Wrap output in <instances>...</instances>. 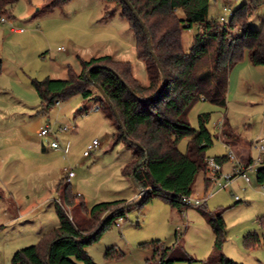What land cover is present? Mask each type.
<instances>
[{
    "label": "rangeland",
    "instance_id": "rangeland-1",
    "mask_svg": "<svg viewBox=\"0 0 264 264\" xmlns=\"http://www.w3.org/2000/svg\"><path fill=\"white\" fill-rule=\"evenodd\" d=\"M248 2L210 0L208 17L217 21L223 17L224 22L221 23H228L230 13ZM45 3L46 0H19L5 23L0 18V84L6 87L3 94L11 104L18 91L27 95L25 104L15 108H26L32 114L29 120L31 135L38 136L40 128L45 126L50 132L58 130L59 125L69 126L71 130L68 132L58 133V140L63 145L68 144L69 151L64 156L61 150L49 146L53 134L43 136V139L45 148L54 156L47 153L44 154L47 158L35 156L29 160L21 155V146L13 136L10 147L6 145L4 148L0 155V194L3 196L0 202V264H11L16 250L36 244L40 233L57 226L54 208L56 202L62 204V188L67 183L64 168L73 171L69 187L74 195L81 196L88 208L99 202L126 199L133 191L130 178L121 172L132 158L133 147L114 140L112 134L116 126L98 91L93 89L89 100L76 95L60 102L59 106L42 110L40 99L31 85L32 78L65 79L68 66L80 72L81 60L103 55L115 61L129 62L134 78L147 85L146 65L136 56L133 32L120 16V6L116 1L71 0L52 11L44 7ZM178 15L183 17L180 11ZM263 21L264 4L253 10L248 24L251 29L259 30ZM16 28L22 31H14ZM195 33L196 27L183 30L185 52L190 51ZM238 33L239 28L236 27L230 31L229 38ZM18 83L23 84L27 91L23 87L19 89ZM263 94L264 66L251 64L245 54L229 72L224 105L219 107L204 101L194 105L188 114L193 128L197 127L200 112H210L207 127L213 135V144L206 151L207 157L228 155V147L220 140V122L227 119L230 126L228 142L235 155L243 162L249 155L254 160L257 158L258 152L252 142L264 136ZM95 105L99 106L98 110L92 109ZM93 139L98 140L99 146L89 156H83V151ZM187 142L185 137L178 143V149L183 153ZM260 158L264 159V153ZM47 161L49 165L44 169L43 164ZM27 163L32 167L26 168L23 164ZM260 166L261 162L256 168ZM231 167L228 161L222 165V170L229 172ZM201 175L195 181L192 196L206 194L202 206L198 209L188 206L183 212H177L160 197H152L140 208L132 206L120 225H116V220L112 222L99 240L86 248L93 261L96 264H146L152 250L139 244L151 240H159L166 247L204 261L213 249L210 226L199 211L204 209L222 215L226 232L222 251L228 253L229 259L242 264H264V224L259 221L264 215V185L256 181V173L247 171L250 184L235 177L227 187L211 195L210 188L204 193ZM10 192L23 205L34 204L36 200L35 209L16 217L15 201ZM45 198L46 202L39 204ZM78 200L72 207L63 205L68 216L77 222L84 216L77 205ZM247 233L259 236V242L252 248L243 245L242 238ZM111 246L116 248L118 257L105 258L104 252ZM157 256L152 259V264L156 263Z\"/></svg>",
    "mask_w": 264,
    "mask_h": 264
},
{
    "label": "trees",
    "instance_id": "trees-1",
    "mask_svg": "<svg viewBox=\"0 0 264 264\" xmlns=\"http://www.w3.org/2000/svg\"><path fill=\"white\" fill-rule=\"evenodd\" d=\"M18 1L0 0V18L9 19ZM70 1L46 0L44 7L52 11ZM102 1L119 3L120 16L128 22L134 35L136 56L145 62L148 84L142 85L134 78L129 62L115 61L103 55L81 60L80 72L68 66L65 79L32 78L31 85L42 110H49L56 102H65L76 95L89 100L92 90H96L93 85L99 86L121 122L119 125L108 104L101 99L116 126L112 134L114 140L133 147L132 158L122 168V175L130 177L133 169L146 159L133 173L135 182L146 191L136 206L140 208L152 197H160L177 212H183L187 206L182 197L193 194L199 172L207 174L206 151L213 144V135L207 127L210 112L198 114L196 128L191 127L188 114L199 101L219 107L224 105L229 72L245 54L251 64L264 66V21L259 30L251 29L248 24L253 10L263 5L264 0H249L242 4L231 12L228 23L208 17L210 0H128L147 29L151 50L164 74L163 87L144 29L132 11L121 0ZM178 11L182 12V18ZM192 27H196V33L190 51L185 52L182 32ZM236 27L239 33L229 38L230 31ZM229 128L226 119L220 131V140L224 144L229 143ZM185 137L188 142L183 153L178 149V143ZM129 140L140 147L130 144ZM214 159L220 164L229 161L227 155ZM248 160H251L250 155ZM256 181L264 185V159L257 168ZM210 187L211 182L205 178V193ZM76 200L84 215L78 222L68 216L63 207H72ZM61 201L62 204L55 203L57 226L40 235L36 244L16 250L11 264H48L47 249L51 243L49 264H96L86 248L97 242L112 222L124 217L132 208L131 202L125 200L99 202L88 208L81 196L72 193L69 183L62 188ZM199 211L213 235L212 253L204 261H198L180 250L164 246L159 240H151L139 244L152 250V258L147 259L146 264H152L157 255L160 264H242L222 252L226 236L222 215L204 209ZM109 214L110 218L104 221ZM242 242L245 248H252L259 242V236L247 233ZM104 257H118L116 248H107Z\"/></svg>",
    "mask_w": 264,
    "mask_h": 264
},
{
    "label": "crops",
    "instance_id": "crops-1",
    "mask_svg": "<svg viewBox=\"0 0 264 264\" xmlns=\"http://www.w3.org/2000/svg\"><path fill=\"white\" fill-rule=\"evenodd\" d=\"M5 19H7V18H5ZM2 23H5V22H2ZM10 30H11V27H10ZM19 30H20V28L14 29V31H16V32H20ZM47 78H49V77H47ZM18 84H19V89H21L23 87V89L25 91H27V89L24 87L23 84H21V83H18ZM4 88H6V87H3V85L0 84V155H2V152L4 151V148L6 147V145H7V147H10L9 144L12 142L11 141L12 136H13V138L16 137L15 141L17 142V144H20V146H21L19 148L21 155L27 156L29 160L35 156L36 157L43 156L44 158H47L44 155L47 153L52 155L53 153H51L48 149L45 148V140L43 139V137L30 134L29 126H30L31 122L29 120H30L32 114H30L29 110L26 108H22L20 110L18 108H15V107H18L19 105H20V107H22V105L25 104V100L27 101V95L18 91V95H16V98L14 99V103L11 104V103H9L8 98L5 97L3 94V93H5ZM59 127H61V125H59ZM262 138H264V136H261V138H259V139H262ZM13 144H15V143H12V145ZM238 144H241V143H238ZM250 144H251V142H250ZM225 145L227 147H228V145L231 147V144H229V143L225 144ZM242 145L244 147V144H242ZM64 146L67 148V151H69L68 144L64 145ZM67 154H68V152H67ZM52 156H54V155H52ZM85 157H87V156H85ZM0 159H1V156H0ZM43 161L46 162V159H43ZM48 163H49V161H47V163L43 164L44 169H47L46 166L49 165ZM23 165L26 168L32 167V165L30 163L23 164ZM221 165H223V164H221ZM200 173H202V175H201V186H203V190H204V179L206 178L207 174H205L204 172H199V174ZM198 175H197V177H198ZM0 176H1V172H0ZM12 177L13 178L15 177L14 174H12ZM197 177H196L195 181H197ZM4 181L7 184V180H4ZM13 186H15V185H13ZM132 188H133L132 193L126 199H122V200H125L127 202H132V201L137 200V198L139 197V191L133 185V183H132ZM57 190H58V186H57ZM12 192H10V193L12 194ZM204 193H205V190H204ZM76 195H78V194H76ZM204 195L202 197H204ZM12 196H13V199L15 201V205H14L15 206L14 207L15 212L14 213H15L16 217L20 216V215L21 216L26 215V214L32 212L35 209L34 204L38 203L35 200L33 202L34 204H24L23 205L20 203V199H18V198L16 199L14 197V194H12ZM192 197H196V196H192ZM202 197H197V198H202ZM2 199H3V196L1 195L0 202H2L1 201ZM21 200H24V199L21 198ZM45 202H46V198L40 200L39 204H44ZM37 206H38V204H37ZM196 207H198V206H196ZM3 210L5 212L6 209H3ZM54 210H55V208H54ZM42 234L43 233H40L39 237ZM39 237H38V239H39ZM222 252L227 258L230 257L226 251H222ZM151 258H152V256H151ZM148 259H150V258H148Z\"/></svg>",
    "mask_w": 264,
    "mask_h": 264
},
{
    "label": "built area",
    "instance_id": "built-area-1",
    "mask_svg": "<svg viewBox=\"0 0 264 264\" xmlns=\"http://www.w3.org/2000/svg\"><path fill=\"white\" fill-rule=\"evenodd\" d=\"M231 14V13H230ZM2 22H6L5 18H1ZM219 22H224V18L220 17ZM19 31H22L20 29ZM264 98V94H263ZM55 105L59 106L60 102H56ZM92 109L98 110L99 106L95 105ZM223 125V120L220 122V131ZM264 126V122H263ZM71 130V128L67 125L58 127V130L54 132H50L49 128L47 126L40 128L38 131V136L43 137L47 136L48 134H53L54 138L52 141L49 143L50 147L54 149H59L62 151L63 155H67V148L60 143L58 140V133L60 132H68ZM99 146V142L97 139H93L91 143H89L86 146V149L83 151V156H89L93 150H95ZM252 146L257 150L258 156L254 160L251 158V160H247L243 162L240 157L235 155L233 149L228 145L229 153H228V158L229 161L232 164L231 170L229 172H223L222 170V165L218 163L213 157H207L206 158V167H207V176L206 179H208L211 182V187H210V193H214L215 191H218L220 189H223L227 187L231 181L235 177H240L241 179L244 180L245 183L250 184V178L247 175V171H254L256 173L257 168L256 165L261 162V154L264 153V139H257L256 141L252 142ZM67 172L65 178L67 183H69L71 177L74 176V173L71 169H65L64 172ZM264 190V187H263ZM207 198V195L205 194L204 197L202 198H197V197H192V196H183L182 197V202L185 206H199L205 202ZM237 199V197H235ZM125 217V216H124ZM124 217H119L116 219V225H120L121 222H123ZM259 221L264 224V215L259 218ZM155 264H160L159 258L156 260Z\"/></svg>",
    "mask_w": 264,
    "mask_h": 264
},
{
    "label": "water",
    "instance_id": "water-1",
    "mask_svg": "<svg viewBox=\"0 0 264 264\" xmlns=\"http://www.w3.org/2000/svg\"><path fill=\"white\" fill-rule=\"evenodd\" d=\"M121 1H122L127 7H129V9L132 11L134 17L136 18V20L140 23V25H141V26L143 27V29H144V32H145V34H146V38H147V44H148L149 51H150V53H151V55H152V58H153L154 62L156 63V66L158 67V70H159V72H160V74H161L162 87H163V86H164V74H163V71H162V69H161V66H160L159 62L157 61V58L155 57V55L153 54V52H152V50H151L150 38H149V34H148V32H147V29L145 28V26H144L143 22L141 21V19L138 17V15H137V14L135 13V11L133 10V8H132L131 4L128 2V0H121ZM93 86H94L95 89L98 91V93H99L100 96L103 98V100L108 104V106H109L110 109L112 110V112H113V114H114V116H115L117 122L119 123V125H121V122H120V120H119V118H118V116H117L116 111L114 110L112 104L109 102L108 98L105 96V94H104V92L102 91V89H101L99 86L95 85V84H94ZM161 90H162V89H161ZM129 143L132 144V145H134V146L140 147V145H139L138 143L134 142V141L129 140ZM145 160H146V159H143V161H141V163H139V164L137 165V167L142 166V165L144 164ZM137 167H135V168L133 169V171H132V173H131V175H130L129 178H130L131 182L133 183V185H134V186L137 188V190L139 191V197H138L137 200H135V201H133V202H131V203L129 204L130 207H132V206H134V205H137V204L140 202V200H141L142 196L144 195V193L146 192V191L143 190L141 187H139L138 184H137V183L135 182V180H134L133 173H134V171H135V169H136ZM110 216H111V214L107 215V216L105 217L104 221H106L107 219H109ZM104 221H103V222H104ZM51 246H52V243L48 246V249H47V262H48V264H49V255H50V251H51Z\"/></svg>",
    "mask_w": 264,
    "mask_h": 264
}]
</instances>
